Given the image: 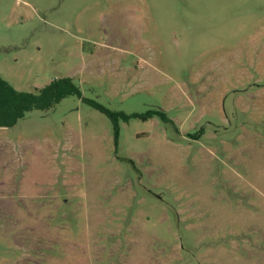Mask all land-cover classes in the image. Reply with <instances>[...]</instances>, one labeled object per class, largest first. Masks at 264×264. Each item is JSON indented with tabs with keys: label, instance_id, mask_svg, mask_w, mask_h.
<instances>
[{
	"label": "rangeland",
	"instance_id": "rangeland-1",
	"mask_svg": "<svg viewBox=\"0 0 264 264\" xmlns=\"http://www.w3.org/2000/svg\"><path fill=\"white\" fill-rule=\"evenodd\" d=\"M0 76L137 114L0 127V264H264V0H0Z\"/></svg>",
	"mask_w": 264,
	"mask_h": 264
},
{
	"label": "trees",
	"instance_id": "trees-1",
	"mask_svg": "<svg viewBox=\"0 0 264 264\" xmlns=\"http://www.w3.org/2000/svg\"><path fill=\"white\" fill-rule=\"evenodd\" d=\"M74 95L87 105L106 115L113 126L115 138L118 136V120H128L137 114H125L111 110L94 99L82 96L79 86L72 77H58L34 91H19L0 76V127L15 125L32 110H48L63 98Z\"/></svg>",
	"mask_w": 264,
	"mask_h": 264
}]
</instances>
